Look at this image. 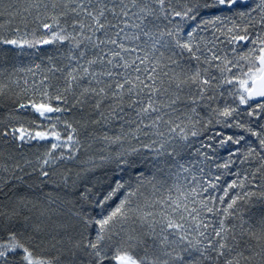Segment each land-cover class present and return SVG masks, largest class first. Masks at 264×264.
<instances>
[{
  "label": "snow or ice",
  "instance_id": "1",
  "mask_svg": "<svg viewBox=\"0 0 264 264\" xmlns=\"http://www.w3.org/2000/svg\"><path fill=\"white\" fill-rule=\"evenodd\" d=\"M0 264H264V0H0Z\"/></svg>",
  "mask_w": 264,
  "mask_h": 264
}]
</instances>
